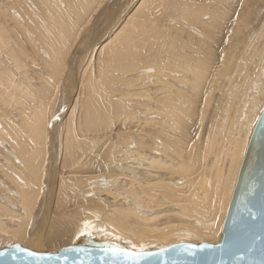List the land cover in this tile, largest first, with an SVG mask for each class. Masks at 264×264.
<instances>
[{"label":"bare ground","instance_id":"obj_1","mask_svg":"<svg viewBox=\"0 0 264 264\" xmlns=\"http://www.w3.org/2000/svg\"><path fill=\"white\" fill-rule=\"evenodd\" d=\"M262 108L264 0H0V247L217 244Z\"/></svg>","mask_w":264,"mask_h":264},{"label":"water","instance_id":"obj_2","mask_svg":"<svg viewBox=\"0 0 264 264\" xmlns=\"http://www.w3.org/2000/svg\"><path fill=\"white\" fill-rule=\"evenodd\" d=\"M254 122L244 150L240 168L227 206L218 243H176L149 247L152 253L139 264H264V126L259 117ZM116 244L132 249L127 240L100 231L81 235L74 244L57 252H34L18 244L0 247V264H128L123 258L113 260L102 249ZM194 245L191 254L183 245ZM165 248L163 254L160 249ZM22 249V250H18ZM74 249H85L78 252ZM33 253V255H28Z\"/></svg>","mask_w":264,"mask_h":264},{"label":"snow or ice","instance_id":"obj_3","mask_svg":"<svg viewBox=\"0 0 264 264\" xmlns=\"http://www.w3.org/2000/svg\"><path fill=\"white\" fill-rule=\"evenodd\" d=\"M241 7H243V0H241ZM237 17L239 16V12L237 11L236 13ZM231 33H229L230 35ZM225 43H227V41H225ZM221 59H223V57H221ZM262 112H264V108L261 109ZM260 121H261V125L264 126V116L259 117ZM88 222H85V230H81L80 231V235H91V232L86 231V229L88 228ZM184 248L185 251H187L189 254H191L192 250L194 249V245H183L182 246ZM18 250H22V249H18ZM75 251L78 252H85V249H74ZM102 251L105 254H110V256L113 258V260H118L120 258H123V260L125 262H128V264H139V261L149 255H152V253H149L147 251H145L143 245H141L138 249L135 247V245H133L132 249H127V248H122L119 245L116 244H105V246L103 247ZM165 251H167V249L165 248H161L160 249V254H163ZM28 255H33V253H28ZM80 264H83V261L80 262Z\"/></svg>","mask_w":264,"mask_h":264},{"label":"rangeland","instance_id":"obj_4","mask_svg":"<svg viewBox=\"0 0 264 264\" xmlns=\"http://www.w3.org/2000/svg\"><path fill=\"white\" fill-rule=\"evenodd\" d=\"M18 244V245H20L22 248H26V249H29V250H31V251H34V252H57L60 248H63V247H66V246H70V244L72 245L73 243H71L70 241H69V243H67V244H65V245H62V246H57V247H51V248H34V247H31L29 244H27V246H26V244H23V245H25V246H23L21 243H17V242H10V243H8V244H4V245H9V244ZM218 243V242H217ZM198 244H200V243H198ZM198 244H196V245H198ZM4 245H2V246H4ZM170 245H173V244H170ZM170 245H168V246H170ZM211 245H216V244H211ZM34 248V249H33ZM55 248V249H54ZM43 249V250H42ZM42 250V251H41ZM55 250V251H54Z\"/></svg>","mask_w":264,"mask_h":264}]
</instances>
